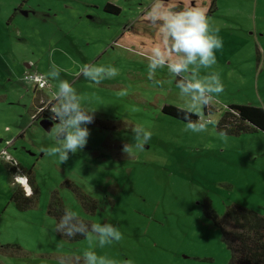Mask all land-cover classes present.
I'll list each match as a JSON object with an SVG mask.
<instances>
[{
  "label": "rangeland",
  "instance_id": "rangeland-1",
  "mask_svg": "<svg viewBox=\"0 0 264 264\" xmlns=\"http://www.w3.org/2000/svg\"><path fill=\"white\" fill-rule=\"evenodd\" d=\"M107 3L120 11L104 10ZM154 3L0 0V151L30 173L38 191L35 204L19 209L11 200L15 172L0 156V245L20 246L0 249V264H84L86 251L112 264H227L231 252L206 203L219 221L231 204L264 215V132L216 129L231 104L264 108V0H162L177 10H204L209 31L222 41L214 65L192 66L181 76L166 65L148 75L153 47L175 58L160 24L149 19ZM85 67L114 68L116 75L93 81L81 75ZM27 71L44 74L49 87L35 89L23 78ZM211 74L222 92L191 110L196 122H206L203 130L162 112L164 105L189 110L178 80ZM60 81L93 109L85 146L63 162L47 151L59 143L57 123L45 129L31 116L40 105L33 108L36 96L54 98ZM65 179L94 199L92 211L61 185ZM54 189L70 213L112 224L120 239L99 246L91 230L77 241L59 235L46 212Z\"/></svg>",
  "mask_w": 264,
  "mask_h": 264
},
{
  "label": "clouds",
  "instance_id": "clouds-1",
  "mask_svg": "<svg viewBox=\"0 0 264 264\" xmlns=\"http://www.w3.org/2000/svg\"><path fill=\"white\" fill-rule=\"evenodd\" d=\"M149 19L154 23H159L161 31L169 42V50L175 53V58L169 59L159 46L151 49L148 59V75L162 66L167 67L168 72L181 76L189 72L192 66L208 68L216 63L215 49L222 47L220 38L209 31V24L205 11L200 8L185 7L179 10L175 4L165 7L162 0H155L153 11ZM50 76L57 77V71H51ZM81 75L87 79L98 81L105 76L116 75L114 68L85 67L81 70ZM180 95L187 96L191 101L189 111L198 106L207 105L212 94L222 92V84L215 74L201 80L186 77L176 82ZM56 101L52 108V114L57 121L53 129V135L59 143L48 149L49 155H57L60 162L67 160L69 153H76L82 150L87 142L89 130L87 125L92 122V110L82 106L75 90L66 81H60L57 92L54 94ZM184 118L189 119L188 112L184 113ZM206 122H189L187 127L193 131L203 130ZM140 131L139 129L137 130ZM145 140L150 133H142ZM75 220L71 214H65L58 230L67 228L64 234L68 237L77 233H83L90 227V230L98 237L99 246H104L112 240H119L120 234L110 223H97L90 226L72 223ZM84 264H112V261L104 257L97 256L94 251H86L83 254Z\"/></svg>",
  "mask_w": 264,
  "mask_h": 264
},
{
  "label": "trees",
  "instance_id": "trees-1",
  "mask_svg": "<svg viewBox=\"0 0 264 264\" xmlns=\"http://www.w3.org/2000/svg\"><path fill=\"white\" fill-rule=\"evenodd\" d=\"M104 9L112 13H118L119 8L112 4H105ZM45 100V99H44ZM53 104V102H51ZM162 112L187 122H196L198 116L189 110L182 109L173 105H164ZM205 112L207 109H205ZM188 112L189 119L184 118V113ZM45 118L48 116L43 115ZM39 116L34 117V119ZM217 131L229 134L239 135L243 132L260 130L264 132V108L251 104H231L219 117L216 123ZM32 178L28 172L27 183L31 188L30 194L26 195L24 190L17 185H12L11 200L19 209H26L35 204L37 193L33 187ZM63 186L70 187L74 190L76 196L80 200L81 205L87 211L94 208V199L84 194L81 189L68 179L63 180ZM205 210L207 214L221 227L222 240L226 247L230 250L231 256L227 264H264V215L257 211L245 208L237 204L226 206L224 220L219 221L218 215L212 210L210 203H206ZM47 214L54 217L56 222V232L62 237L77 241L85 237L90 227L83 233H77L68 237L64 234L68 229L58 230L65 214H71L75 218L72 223L92 225L91 221L78 217L67 209L62 197L57 190L51 191L49 195ZM2 251L8 249H16L19 252L20 246L16 244L0 245Z\"/></svg>",
  "mask_w": 264,
  "mask_h": 264
},
{
  "label": "built area",
  "instance_id": "built-area-1",
  "mask_svg": "<svg viewBox=\"0 0 264 264\" xmlns=\"http://www.w3.org/2000/svg\"><path fill=\"white\" fill-rule=\"evenodd\" d=\"M30 65H28L29 67ZM23 78L27 81V83L31 84L35 89H42V88H46L49 87V81L48 78L39 72L36 71H27L24 73ZM55 99H47V100H41L40 101V105L37 106L35 108V110L33 111V113L31 114V116L34 117H41L44 119H47L49 121H55V118L52 114V108L54 107V105L51 103L53 102ZM46 114L48 117L45 118L43 115ZM11 143V139L10 140H6L5 144H10ZM0 156L6 160L8 162V164H10V166L13 168V171L15 172L14 176H13V184L20 186L23 190L24 193L26 195H28L30 193V191L27 188V176L25 174H23V170L19 167L18 163L13 160L7 153L6 151L3 149L0 151Z\"/></svg>",
  "mask_w": 264,
  "mask_h": 264
},
{
  "label": "crops",
  "instance_id": "crops-1",
  "mask_svg": "<svg viewBox=\"0 0 264 264\" xmlns=\"http://www.w3.org/2000/svg\"><path fill=\"white\" fill-rule=\"evenodd\" d=\"M108 4V3H107ZM109 4H111V3H109ZM112 5H114V4H112ZM116 6V5H115ZM118 7V6H117ZM119 8V7H118ZM105 10V9H104ZM119 11H120V8H119ZM38 91H40V90H38ZM42 96L43 97H39V96H36V98H35V101H34V107L33 108H35L37 105L36 104H38L41 100H47V99H49L50 97H48V96H46L45 95V93H43L42 94ZM55 103H56V101L54 100L53 101V105H55ZM19 136V135H18ZM17 136V137H18ZM11 138V137H10ZM10 138L9 139H6V140H10ZM15 139H16V137L15 138H13V140H11L12 142L11 143H14V141H15ZM6 140H4V142L6 141ZM0 141H1V139H0ZM27 186L29 187V191L31 192V188H30V186L27 184Z\"/></svg>",
  "mask_w": 264,
  "mask_h": 264
},
{
  "label": "water",
  "instance_id": "water-1",
  "mask_svg": "<svg viewBox=\"0 0 264 264\" xmlns=\"http://www.w3.org/2000/svg\"><path fill=\"white\" fill-rule=\"evenodd\" d=\"M52 123H57L55 121H49L47 119L41 118L40 119V124L45 128V129H49L50 126L52 125Z\"/></svg>",
  "mask_w": 264,
  "mask_h": 264
},
{
  "label": "bare ground",
  "instance_id": "bare-ground-1",
  "mask_svg": "<svg viewBox=\"0 0 264 264\" xmlns=\"http://www.w3.org/2000/svg\"><path fill=\"white\" fill-rule=\"evenodd\" d=\"M28 190H29V187L27 186Z\"/></svg>",
  "mask_w": 264,
  "mask_h": 264
},
{
  "label": "flooded vegetation",
  "instance_id": "flooded-vegetation-1",
  "mask_svg": "<svg viewBox=\"0 0 264 264\" xmlns=\"http://www.w3.org/2000/svg\"><path fill=\"white\" fill-rule=\"evenodd\" d=\"M39 119H41V117H39Z\"/></svg>",
  "mask_w": 264,
  "mask_h": 264
}]
</instances>
